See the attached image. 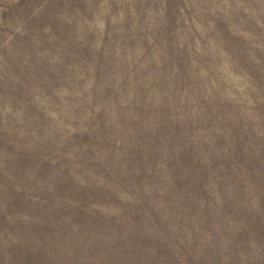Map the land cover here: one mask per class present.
I'll list each match as a JSON object with an SVG mask.
<instances>
[{
    "label": "rangeland",
    "instance_id": "374dc122",
    "mask_svg": "<svg viewBox=\"0 0 264 264\" xmlns=\"http://www.w3.org/2000/svg\"><path fill=\"white\" fill-rule=\"evenodd\" d=\"M0 264H264V0H0Z\"/></svg>",
    "mask_w": 264,
    "mask_h": 264
}]
</instances>
